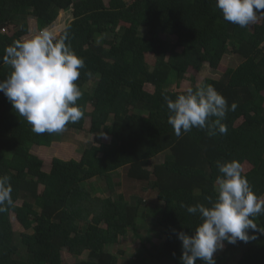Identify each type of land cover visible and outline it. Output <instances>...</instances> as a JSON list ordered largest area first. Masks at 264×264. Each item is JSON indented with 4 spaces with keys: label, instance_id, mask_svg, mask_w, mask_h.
<instances>
[{
    "label": "trees",
    "instance_id": "trees-1",
    "mask_svg": "<svg viewBox=\"0 0 264 264\" xmlns=\"http://www.w3.org/2000/svg\"><path fill=\"white\" fill-rule=\"evenodd\" d=\"M69 8L72 19L57 37L67 32V42L84 59L76 81L84 115L66 131L81 134L88 117L97 144L85 147L79 160L53 158L50 171H44L31 150L49 147L60 136L34 133L0 92V176L10 178L14 201L0 213V264H65L63 249L74 256L86 252L73 264H118L109 246L129 233L147 250L148 238L138 233L145 204L137 188L153 192L162 205L155 221L163 233L160 255L182 264L176 233L191 235L200 218L181 204L209 206L216 199V161L248 162L244 175L255 194L264 195V17L242 28L224 20L216 0H0V57L28 33L29 17L48 28ZM10 27L14 31L6 33ZM147 54L154 56V65L147 63ZM225 54L238 56L240 63L202 85H212L229 106L237 105L222 121L227 133L193 128L177 137L167 122L165 97L174 100L189 87H200L194 79L187 88L180 83L189 68L216 69ZM11 71L0 60V80ZM122 177L131 185L128 195L116 192ZM91 179L105 183L99 189L106 196L85 186ZM11 212L25 229L18 236ZM255 222L264 227V216ZM255 235L247 243L225 242L214 254L216 264H264V234Z\"/></svg>",
    "mask_w": 264,
    "mask_h": 264
},
{
    "label": "clouds",
    "instance_id": "clouds-1",
    "mask_svg": "<svg viewBox=\"0 0 264 264\" xmlns=\"http://www.w3.org/2000/svg\"><path fill=\"white\" fill-rule=\"evenodd\" d=\"M216 7L224 20L242 28L264 17V0H216ZM67 41V32L58 38L53 31L44 29L31 38L14 41L0 57L12 69L7 78L0 80V92L38 135L62 133L68 124L76 123L84 115L77 103L83 93L76 81L85 62ZM165 100L167 122L177 137L193 128L207 129L209 135L226 134L222 121L237 107L235 103L229 106L210 84L189 87L174 100ZM216 166L220 173L215 180L216 199L209 200V206L181 204L189 214H198L200 218L191 235L176 233L182 242V264H196L198 259L203 264H216L214 254L223 250L225 242L247 243L257 238V231L264 234V227L255 222L258 216H264V197L253 191L241 162L216 161ZM12 191L10 178L0 176V213L14 204Z\"/></svg>",
    "mask_w": 264,
    "mask_h": 264
},
{
    "label": "rangeland",
    "instance_id": "rangeland-1",
    "mask_svg": "<svg viewBox=\"0 0 264 264\" xmlns=\"http://www.w3.org/2000/svg\"><path fill=\"white\" fill-rule=\"evenodd\" d=\"M72 14L71 8L67 10L60 11L56 20L49 26L48 28H42L40 26V20L36 19L34 16L28 18V26L29 31L27 34L22 36L21 39H28L32 36L38 34L41 30L48 29L57 34H60L61 30L65 28V26L71 21ZM260 21V18L256 22ZM13 28H6V33L11 34ZM169 41L173 44L175 43V38L170 37ZM180 50V48H178ZM146 61L149 65H154L155 58L152 54L146 55ZM241 59L233 54H225L222 61L218 65L216 69H211L208 66H205L201 71L196 72L192 68H189L186 78L180 83V88H187L191 85V79H194L193 84L202 85L205 79L213 77L217 78L221 73H230L239 63ZM173 85V84H172ZM170 85V87L172 86ZM172 86L171 88H174ZM149 91H153V87L148 86ZM88 111L92 110V106L87 107ZM242 118L237 121V124L241 122ZM90 119L87 117L85 120V131L81 134L76 133L73 130H65L62 133L57 135L60 136L59 140H55L51 146H41V147H33L31 152L36 154L42 160V169L47 171L51 167V161L53 158H60L63 160H79L82 156V153L89 144H96V137L88 132V128L90 126ZM101 140L105 143L108 142L109 137L101 136ZM159 160L152 162L149 168L157 163ZM250 168L248 162L245 161L243 164V170L246 171ZM105 183L99 179H91L85 186L90 188L93 191L94 195H98L99 197H104L107 194L101 189L104 187ZM130 185L129 181L127 182L122 177L121 181L116 185V192L123 193L128 195L126 188ZM131 186V185H130ZM136 188V187H135ZM98 189V190H97ZM97 190V191H95ZM136 192H139V196L144 201V209L142 219L140 222L142 226L139 227V235L145 236L148 238V241L145 242L147 250H145L142 244L139 241V238L134 236L132 233H129L126 237H121L117 243L109 246V250L111 253L118 256V264H126L131 262L139 263V264H171L166 258L162 257L159 253V245L163 240V233L161 229H159L156 224V218L161 215L162 205L160 202L156 201L155 194L153 192L141 191L139 188L136 189ZM115 196V195H112ZM264 197V195L262 196ZM163 204V203H162ZM10 219L13 226V230L18 236L19 233L25 231L23 227L16 220L15 214L13 212L10 213ZM23 244V243H22ZM153 246L154 248H150ZM151 250L153 254H151L148 250ZM224 249V248H223ZM21 256H26L25 248L20 247ZM222 250L217 251L215 254L221 252ZM62 258L65 264H73L74 262L80 261L81 259L86 258V252L81 256H74L67 250L63 249L61 252Z\"/></svg>",
    "mask_w": 264,
    "mask_h": 264
}]
</instances>
